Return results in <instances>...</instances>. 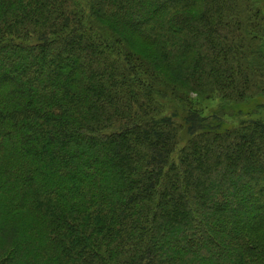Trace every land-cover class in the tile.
I'll use <instances>...</instances> for the list:
<instances>
[{"label": "trees", "instance_id": "trees-1", "mask_svg": "<svg viewBox=\"0 0 264 264\" xmlns=\"http://www.w3.org/2000/svg\"><path fill=\"white\" fill-rule=\"evenodd\" d=\"M258 100L260 0H0V264H264Z\"/></svg>", "mask_w": 264, "mask_h": 264}, {"label": "rangeland", "instance_id": "rangeland-1", "mask_svg": "<svg viewBox=\"0 0 264 264\" xmlns=\"http://www.w3.org/2000/svg\"><path fill=\"white\" fill-rule=\"evenodd\" d=\"M260 1H261V3H262V7H263V11H264V0H260ZM258 102H261V103H263V105H264V101H263V100H258ZM211 103H214V101L211 102ZM258 114L264 117V107H263V109L261 110V112L258 113ZM84 179H86V177H85ZM47 187H49V185H48Z\"/></svg>", "mask_w": 264, "mask_h": 264}]
</instances>
